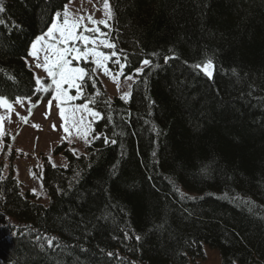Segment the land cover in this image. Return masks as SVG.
<instances>
[{"label":"trees","instance_id":"1","mask_svg":"<svg viewBox=\"0 0 264 264\" xmlns=\"http://www.w3.org/2000/svg\"><path fill=\"white\" fill-rule=\"evenodd\" d=\"M67 3L2 0L0 96L39 97L27 53ZM109 3L124 74L152 64L127 100L85 81L99 138L78 154L56 144L63 166L41 159L48 204L0 168V264H202L204 246L264 264V0ZM207 59L211 79L193 67Z\"/></svg>","mask_w":264,"mask_h":264},{"label":"snow or ice","instance_id":"2","mask_svg":"<svg viewBox=\"0 0 264 264\" xmlns=\"http://www.w3.org/2000/svg\"><path fill=\"white\" fill-rule=\"evenodd\" d=\"M71 3H73V0H68V4L63 5L61 10L54 12L50 26L47 27L46 31L35 37L27 55L32 58L33 63L31 67L36 70H42L45 74L44 77L34 74L35 88L33 92L50 93L51 91L52 99L48 100L47 110L44 113L45 118H48L50 115L53 101L56 102V106L59 109L61 125L57 128L56 124H52L51 127L54 131H63L64 135L60 138L61 142L68 141L71 143L70 137L75 135L90 143L88 136L92 132L93 121L96 118H103V116L100 111H96L90 107V104L95 103V100H89L82 104L73 103L78 97L83 95L85 81H91L93 88H95L98 76L103 75L109 77L117 89H119V78L121 76L125 80L135 82L134 74L138 75L143 73L144 68L151 65L152 61L150 59L142 60L141 67L134 69V74L130 73L125 76L124 69L128 67L127 56L123 57L124 62L122 63L121 57L116 51H111L106 54L101 50L102 48L110 50L116 48L109 33L101 31L99 27L100 25L110 27L108 20L113 18V12L109 0H103V9L106 18L100 20L95 19L92 13L83 12L81 9L71 10L69 8V4ZM4 11L2 0H0V12ZM0 23H3V21H0ZM89 24L92 27H89ZM152 55L155 56L157 54L152 53ZM177 58L175 55L165 56L164 61L167 63L169 60ZM110 61L117 65L118 71L114 72L108 66V62ZM81 64L84 66H81ZM88 65L92 66L88 67ZM193 67L211 79L215 66L212 59H207L202 63L193 65ZM129 87H131V84ZM73 90L75 95L70 94ZM100 94L99 89H96L95 95L99 96ZM130 96V92H124L120 98L127 100ZM25 101L29 105L27 109L28 116H22L18 112L16 115L21 121L27 123L32 115V109L37 107L42 101L38 97L36 103H33L30 96H25L16 97L14 103L23 105ZM0 107H4L9 114L14 111V104L4 96H0ZM78 113L80 115H77ZM85 113L92 119H87L84 115ZM4 120L5 117L0 116V136L5 134L3 130ZM32 126L34 128L40 127L38 124H33ZM98 138L99 136L93 137V139ZM104 142L116 143L115 140H109L107 137H105ZM17 151L22 150L17 149ZM72 152L75 154L76 150L72 149ZM49 160H51V157H49ZM53 166H55L54 163ZM113 167L115 168V166ZM30 175L33 177L36 176L35 173H30ZM32 192L36 194V189H32ZM37 239L39 240L40 238L37 237ZM54 239V237L48 239L47 244L49 247L53 246ZM135 239L139 241L141 237L136 236ZM108 255L112 256L113 253H108Z\"/></svg>","mask_w":264,"mask_h":264},{"label":"rangeland","instance_id":"3","mask_svg":"<svg viewBox=\"0 0 264 264\" xmlns=\"http://www.w3.org/2000/svg\"><path fill=\"white\" fill-rule=\"evenodd\" d=\"M69 8L73 11L81 9L83 12L92 13L97 20L106 18L103 9V0H73V3L69 4ZM108 24L111 26L110 20H108ZM89 27H92V25L89 24ZM99 27L101 31L109 33L110 27H105L104 25H100ZM101 50L106 54L113 51L107 48H102ZM26 63L31 67L33 63L32 58L27 57ZM31 69L35 75H39L40 77L45 76L42 70H36L33 67H31ZM98 79L111 96H121L124 92H129V85L133 82L125 80L124 77L121 76L119 78L120 86L119 89H117L116 85L109 77L100 75ZM42 93L43 92H40L38 95L42 102L32 109V115L27 123L21 121L16 115L18 112L22 116H28L27 109L29 105L27 101H25L23 105L15 104V100L10 101L14 104V111L11 114H9L4 107H0V116L5 117L3 123L5 134L0 136V168L1 174L4 176L7 174V170L10 166L11 174L20 182L22 192L29 191L33 193L32 189H36V194H34L36 200L40 203L48 204L49 199L42 190L39 179L41 159L44 157L51 164L54 163L56 166H63L65 164V159L62 155H53L52 153L55 145L61 143L60 138L64 133L62 130L54 131L51 127L52 124H56L57 128L61 125L59 109L55 101H53V105L50 109V115L48 118H45L44 113L47 110V103L49 99H52V95L50 91L45 97H40ZM70 94L75 95L74 90ZM78 98L73 102L74 104L85 103L79 102ZM36 100L37 99H32V102L36 103ZM77 115L80 114L78 113ZM84 115L87 119H92L88 117L86 113ZM33 124H38L40 127L34 128L32 126ZM13 137H15V139H13ZM92 138L93 135L90 133L88 140L90 141ZM70 139L72 141L71 143L68 141L64 142H67L70 150L75 149V153L77 154L82 151L83 146L89 144L84 139L76 137L75 135L70 137ZM17 149L22 151H17ZM11 151H14L15 154L18 155L21 154L20 158L8 160L7 157ZM49 157H51V160H49ZM30 173H35L36 176L33 177ZM203 253L205 258L202 264H221V257L217 250L204 246Z\"/></svg>","mask_w":264,"mask_h":264}]
</instances>
